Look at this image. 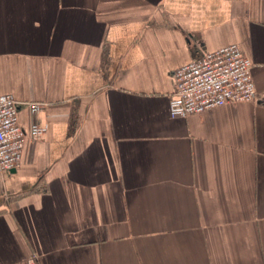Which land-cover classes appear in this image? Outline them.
Wrapping results in <instances>:
<instances>
[{
	"label": "crops",
	"instance_id": "0c3cea01",
	"mask_svg": "<svg viewBox=\"0 0 264 264\" xmlns=\"http://www.w3.org/2000/svg\"><path fill=\"white\" fill-rule=\"evenodd\" d=\"M238 44L256 96L172 117L175 69ZM0 264H264V0H0Z\"/></svg>",
	"mask_w": 264,
	"mask_h": 264
},
{
	"label": "built area",
	"instance_id": "2783aa9c",
	"mask_svg": "<svg viewBox=\"0 0 264 264\" xmlns=\"http://www.w3.org/2000/svg\"><path fill=\"white\" fill-rule=\"evenodd\" d=\"M252 61L238 44H229L204 52L172 73L173 90L169 102L172 117H188L227 103L249 102L256 91L252 77ZM25 105L32 114L44 106L42 102H20L11 94H0V171L17 168L25 141L40 138L48 129L41 121H33L28 130L19 123V108ZM28 264H39L36 256Z\"/></svg>",
	"mask_w": 264,
	"mask_h": 264
},
{
	"label": "water",
	"instance_id": "95a60500",
	"mask_svg": "<svg viewBox=\"0 0 264 264\" xmlns=\"http://www.w3.org/2000/svg\"><path fill=\"white\" fill-rule=\"evenodd\" d=\"M11 171H14L13 169Z\"/></svg>",
	"mask_w": 264,
	"mask_h": 264
}]
</instances>
